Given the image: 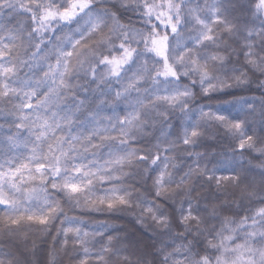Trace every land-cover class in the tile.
<instances>
[{
    "label": "snow or ice",
    "instance_id": "1",
    "mask_svg": "<svg viewBox=\"0 0 264 264\" xmlns=\"http://www.w3.org/2000/svg\"><path fill=\"white\" fill-rule=\"evenodd\" d=\"M0 264H264V0H0Z\"/></svg>",
    "mask_w": 264,
    "mask_h": 264
}]
</instances>
